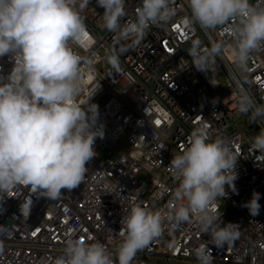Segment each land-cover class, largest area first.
Listing matches in <instances>:
<instances>
[{
  "label": "built area",
  "instance_id": "obj_1",
  "mask_svg": "<svg viewBox=\"0 0 264 264\" xmlns=\"http://www.w3.org/2000/svg\"><path fill=\"white\" fill-rule=\"evenodd\" d=\"M137 4L138 0H125L122 22L134 19ZM173 7L168 23L150 25L132 45L117 42L115 34L103 27L102 7L88 0L80 15L94 45L88 50L70 46L86 57L80 99L94 92L89 102L98 105L103 135L94 140L96 155L86 161L81 184L62 188L57 199L23 185L0 193V264H50L62 253L69 229L73 237L85 243L99 241L114 254L122 239L120 218L130 200L159 211L163 218L162 234L138 250L131 264H198L192 249L205 243L208 235L194 222L169 227L171 193L178 180L168 164L171 155L186 146L190 130L201 124L212 137L227 138L238 155L236 192L226 186L227 196L217 197L209 210L220 214L222 222L238 223L240 236L231 246L207 244L212 264H264V161L256 160L264 157H256L258 152L250 147L252 137L264 128V119H249L238 111L234 99L239 83L255 104H264V46L251 52L245 68L238 69L231 58V36L224 28L202 30L185 23V0H174ZM196 38L202 48L211 39L224 42L215 66L209 65L211 71L191 64L186 50ZM121 45L124 51L116 71L106 56ZM11 66L8 55L0 57V73L6 75ZM253 191L260 193L255 216L241 206ZM29 199L28 215H22L20 205Z\"/></svg>",
  "mask_w": 264,
  "mask_h": 264
},
{
  "label": "clouds",
  "instance_id": "obj_2",
  "mask_svg": "<svg viewBox=\"0 0 264 264\" xmlns=\"http://www.w3.org/2000/svg\"><path fill=\"white\" fill-rule=\"evenodd\" d=\"M88 0H0V57L8 55L10 71L0 73V193L16 185L28 186L51 200L61 189L81 184L86 161L96 155L93 143L103 135L97 123L98 105L80 99L81 65L86 57L70 45L91 49L94 38L87 33L80 12ZM102 7L103 27L115 34L117 42L134 45L150 25L168 23L175 12L174 0H138L134 19L126 16L125 0H95ZM188 14L182 19L202 30L224 28L231 36V58L238 69L246 66L249 54L264 46V0H185ZM235 19L237 22L228 24ZM226 26V27H225ZM223 40L211 39L207 48L198 38L186 50L199 71H211ZM124 46L106 56L110 67L119 71ZM212 83V81L210 80ZM214 84V83H212ZM234 99L239 112L249 119H264V104L257 105L237 83ZM187 144L171 155L168 168L178 182L171 193L170 228L182 222L196 223L208 240L192 249L198 264H212L207 244L231 246L239 236V224L221 221L209 210L217 197L227 196L225 187L236 192L237 156L229 140L212 137L204 125H196L186 137ZM252 152L264 157V128L251 140ZM264 161V159H256ZM260 166V165H258ZM260 193L253 191L242 202L250 215L260 209ZM30 199L20 205L29 212ZM162 216L130 200L121 216L122 237L114 254L99 241L85 243L70 233L62 253L50 264H131L136 252L162 234ZM113 255L115 259H113Z\"/></svg>",
  "mask_w": 264,
  "mask_h": 264
},
{
  "label": "rangeland",
  "instance_id": "obj_3",
  "mask_svg": "<svg viewBox=\"0 0 264 264\" xmlns=\"http://www.w3.org/2000/svg\"><path fill=\"white\" fill-rule=\"evenodd\" d=\"M100 156H101V157L103 156V151L100 152Z\"/></svg>",
  "mask_w": 264,
  "mask_h": 264
},
{
  "label": "snow or ice",
  "instance_id": "obj_4",
  "mask_svg": "<svg viewBox=\"0 0 264 264\" xmlns=\"http://www.w3.org/2000/svg\"><path fill=\"white\" fill-rule=\"evenodd\" d=\"M157 123H159V121H157ZM34 235H35V233H34Z\"/></svg>",
  "mask_w": 264,
  "mask_h": 264
}]
</instances>
